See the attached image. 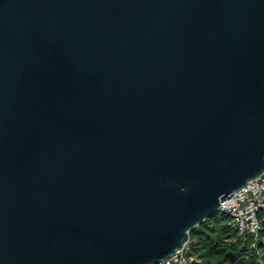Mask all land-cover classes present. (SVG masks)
<instances>
[{
	"label": "water",
	"instance_id": "1",
	"mask_svg": "<svg viewBox=\"0 0 264 264\" xmlns=\"http://www.w3.org/2000/svg\"><path fill=\"white\" fill-rule=\"evenodd\" d=\"M264 172V0H0V264H160Z\"/></svg>",
	"mask_w": 264,
	"mask_h": 264
},
{
	"label": "trees",
	"instance_id": "2",
	"mask_svg": "<svg viewBox=\"0 0 264 264\" xmlns=\"http://www.w3.org/2000/svg\"><path fill=\"white\" fill-rule=\"evenodd\" d=\"M195 264H264V217L256 245L232 225L231 216L219 211L193 228L187 243Z\"/></svg>",
	"mask_w": 264,
	"mask_h": 264
},
{
	"label": "built area",
	"instance_id": "3",
	"mask_svg": "<svg viewBox=\"0 0 264 264\" xmlns=\"http://www.w3.org/2000/svg\"><path fill=\"white\" fill-rule=\"evenodd\" d=\"M231 198L221 201L220 211L231 216L232 225L244 236L251 237L256 245L264 217V172L252 183L234 192ZM197 259L189 254V247L178 250L160 264H195Z\"/></svg>",
	"mask_w": 264,
	"mask_h": 264
},
{
	"label": "rangeland",
	"instance_id": "4",
	"mask_svg": "<svg viewBox=\"0 0 264 264\" xmlns=\"http://www.w3.org/2000/svg\"><path fill=\"white\" fill-rule=\"evenodd\" d=\"M194 256V258H196L197 256H196V254L195 255H193Z\"/></svg>",
	"mask_w": 264,
	"mask_h": 264
}]
</instances>
